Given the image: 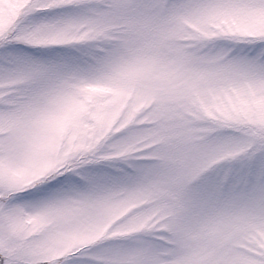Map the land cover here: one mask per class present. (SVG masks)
Returning <instances> with one entry per match:
<instances>
[{
  "label": "snow or ice",
  "instance_id": "6c2138e0",
  "mask_svg": "<svg viewBox=\"0 0 264 264\" xmlns=\"http://www.w3.org/2000/svg\"><path fill=\"white\" fill-rule=\"evenodd\" d=\"M0 264H264V0H0Z\"/></svg>",
  "mask_w": 264,
  "mask_h": 264
}]
</instances>
